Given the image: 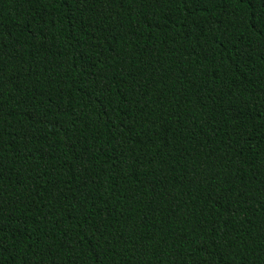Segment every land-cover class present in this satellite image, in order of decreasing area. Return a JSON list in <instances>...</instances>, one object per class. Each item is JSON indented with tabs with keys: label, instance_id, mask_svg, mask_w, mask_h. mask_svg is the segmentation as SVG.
I'll return each mask as SVG.
<instances>
[{
	"label": "trees",
	"instance_id": "1",
	"mask_svg": "<svg viewBox=\"0 0 264 264\" xmlns=\"http://www.w3.org/2000/svg\"><path fill=\"white\" fill-rule=\"evenodd\" d=\"M0 264H264V0H0Z\"/></svg>",
	"mask_w": 264,
	"mask_h": 264
}]
</instances>
